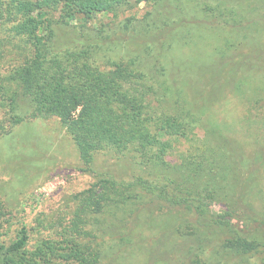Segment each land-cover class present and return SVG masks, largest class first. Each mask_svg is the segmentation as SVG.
Masks as SVG:
<instances>
[{
  "label": "trees",
  "instance_id": "obj_1",
  "mask_svg": "<svg viewBox=\"0 0 264 264\" xmlns=\"http://www.w3.org/2000/svg\"><path fill=\"white\" fill-rule=\"evenodd\" d=\"M5 11L19 38L0 35V59L17 57L0 75L4 121L57 117L97 179L68 215L20 220L9 237L17 215L0 198V264H153L137 255L154 221H190L197 243L167 249L175 264H264V147L246 153L230 125L204 121L229 88L264 134V0H0ZM110 152L138 170L98 174L95 155ZM205 230L221 245L206 250Z\"/></svg>",
  "mask_w": 264,
  "mask_h": 264
},
{
  "label": "rangeland",
  "instance_id": "obj_2",
  "mask_svg": "<svg viewBox=\"0 0 264 264\" xmlns=\"http://www.w3.org/2000/svg\"><path fill=\"white\" fill-rule=\"evenodd\" d=\"M137 12H142V9ZM10 15L13 16L11 11H5L3 16H0V35L15 41L19 37L12 28L14 22ZM16 60L17 57L14 54L6 52L4 58L0 59V75L8 72ZM249 105L252 106V110H256L253 107L254 103L246 102L233 89L228 88L225 91V96L215 105V108L206 113L204 121L207 125L211 122H226V126L230 125L231 131H225L242 146L246 153L252 154L264 147V134L251 128V124L246 118ZM5 115L6 113L0 110V198L17 215L12 224L5 228L9 233L11 226L10 233L6 236L9 237L15 235L14 231L20 226V220H25L29 227L35 228L37 227L35 220L38 216L48 223L54 216L68 215V212L75 208L71 196L87 188L97 179V174L89 175L79 170L82 165L79 150L57 117L36 118L24 124L11 126L4 121ZM199 133L203 135L204 129H199ZM185 145L182 144L179 147L184 149ZM113 154L112 152L97 153L93 164L95 171L98 174L103 173L129 179L131 172L134 169L135 172L138 170L137 165L135 166L132 161L128 163L124 157L114 164L111 160ZM66 166L70 167L64 171ZM58 172H65V175L59 178L61 182L45 196L40 197L38 195L40 188L49 183L52 178L58 177L56 175ZM258 174L261 175V187L264 188V169L261 168ZM34 198L35 200H32ZM159 207H162L161 204ZM164 208L165 206L163 211L168 217L162 216L160 219H174L173 214L171 216L169 213L175 210L170 212ZM154 209L159 210L158 207ZM169 224V221L148 223L150 228L146 229L147 233L156 236L148 240L149 242L153 240L152 245L142 246L138 249L137 257L140 261H150L153 264H175L167 256V249L171 251L172 247L179 244L177 255L182 249L188 251L189 246L197 243L188 233L190 221L182 224L183 226L187 225L179 228L178 232H176V226L168 229ZM162 228L166 232L160 233L158 229L162 230ZM204 232L203 245L206 250H212L215 247L207 241L208 239H216L221 245L219 239L223 235L213 234L209 230ZM108 238L110 240L111 236ZM155 252L158 254L153 256ZM238 258L234 257L232 260L240 261ZM251 262L253 263V260Z\"/></svg>",
  "mask_w": 264,
  "mask_h": 264
}]
</instances>
